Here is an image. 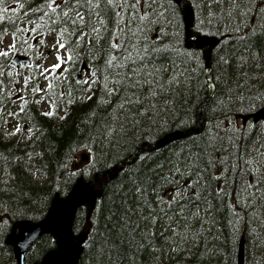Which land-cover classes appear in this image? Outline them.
Listing matches in <instances>:
<instances>
[{
  "label": "trees",
  "instance_id": "trees-1",
  "mask_svg": "<svg viewBox=\"0 0 264 264\" xmlns=\"http://www.w3.org/2000/svg\"><path fill=\"white\" fill-rule=\"evenodd\" d=\"M43 2L5 0L4 6L9 8L6 15L17 25L30 29L35 25L28 24L27 17L35 19L39 14L33 10ZM188 2L195 14L193 35L215 36L220 40L211 52L215 94L206 106L205 127L198 134L180 138L162 148L143 150L109 180L94 211H90L89 204L78 209L73 233L82 238L80 244L84 247L79 264H132L133 258L136 264H239V243L243 234L246 238L244 264H264V197L258 188L248 187L255 183L254 174L246 171L248 165L243 160L234 158L235 150L229 142L230 137L235 141L238 147L236 155H243L244 159L255 157L260 162L258 171L264 172V155H257V150L264 154V121L244 124L241 118H237L239 114L255 111L264 105L259 100L252 104L240 99L241 94L246 97L257 92L264 94V37L257 36L253 41L254 50L259 52V58L253 59L237 39L238 34L230 30L235 29L240 21L238 13L245 6V0H236L240 8H234L232 0ZM172 3L175 11H164V15L151 24L147 32L149 43L168 49L155 59V63L164 68L157 74L165 84L163 93L154 83L145 84L139 94L141 103H125L120 107L122 93L107 95L100 90L102 85L98 83L83 100L80 99L81 93L74 90L73 102L68 103L67 95L62 99L54 95V92H66L68 86L57 87V81L53 79V91L40 95L31 91V83L28 85L23 92L27 103L20 116L0 115V264H16L12 248L6 244L5 238L17 220L38 221L44 218L54 195L58 193L65 197L79 178L90 180L96 173L113 168L143 143H154L167 133L187 130L195 125L197 110L210 88L207 56L204 50L187 46L183 11L175 0ZM160 11L157 9V13ZM230 12L236 17L235 21L229 16ZM254 23L255 13L250 21V24ZM3 26L7 35L0 32V49L7 50L4 43L9 37L13 39V29L7 21ZM248 31L250 29H244V32ZM49 37L56 43V33H47L43 37L45 44L39 46L43 55ZM20 38L17 34L18 47ZM29 43L36 42L30 40ZM27 54L34 62L32 67L7 69L13 71V77L9 79L17 80V87L23 84L24 76L38 75L35 66L40 59L32 53ZM51 56L52 64L57 63L55 56ZM103 60L101 54L95 63L101 64ZM0 63H3V58H0ZM80 67L79 63L76 64L77 69ZM75 77L76 73H73ZM168 81L172 82L171 86ZM47 83L42 77L39 79L40 87L46 88ZM133 91L135 89H130L129 94ZM88 95L92 96L91 100L86 98ZM37 96L39 100L44 97L47 109L42 108L41 103H34ZM48 97H52V103L59 106L57 114L52 117L42 115L51 110ZM101 99L107 103H101ZM4 102L10 109L14 107L19 111V103L13 105L7 99ZM16 122L28 123L32 132L21 130L12 135ZM84 151L90 158L81 162ZM196 155L199 156L196 162L206 169L204 182L210 185L209 192L204 195L218 206L214 199L215 191L223 186L226 189L225 200L230 207L205 212V204L200 203L198 216H193L191 213L197 212V208L188 205L189 210L184 211L187 219L182 220L179 218L181 210L173 204L176 215L169 213L171 220L161 214L162 219L154 226L145 224L137 211L138 206L143 208V201L148 200L155 209H167L166 202L172 199L174 192L190 183L194 169H186L185 160L192 164ZM140 157L146 158L142 160ZM221 158L227 160L226 165L220 162ZM208 159L212 160L214 168L206 163ZM176 167L187 173L185 178L175 172ZM221 174L220 180L210 179L212 175ZM166 177L169 182H166ZM144 179H149L148 188L138 204L136 185L132 182ZM194 190L195 186L186 188L185 194L191 195ZM231 206L240 213L239 219L233 216ZM143 215H148L147 208H143ZM213 219L215 223L211 222ZM137 224L139 228L135 227ZM172 229H176L177 234ZM142 231L155 234L151 244L141 236ZM141 244L143 248L139 247ZM56 246L51 234L43 235L27 254V264L40 261ZM153 247L158 251H152Z\"/></svg>",
  "mask_w": 264,
  "mask_h": 264
},
{
  "label": "snow or ice",
  "instance_id": "snow-or-ice-1",
  "mask_svg": "<svg viewBox=\"0 0 264 264\" xmlns=\"http://www.w3.org/2000/svg\"><path fill=\"white\" fill-rule=\"evenodd\" d=\"M178 2V0H177ZM234 8H240V5L236 3V0H232ZM5 0H0V32L5 36L7 31L4 29V22L11 26L13 29L12 36L13 42L7 47V50L0 49V58H3V63H0V115L7 117H18L24 112V106L27 103V99L23 96V92L28 89V85H33L31 91L40 95L47 91H53L54 85L52 80L57 81V87L67 85L68 90L54 92V95L59 98H63L65 95L69 97L68 103L73 102V91H79L81 93L80 99L85 98V94L92 92L93 85L101 84V91L107 95L115 96L117 93H122L120 100V107H124V104L136 105L141 103L140 92L145 84H155L160 93L165 91V84L161 82V79L157 78V74L164 71L162 65H157L155 59L163 55L168 49L153 46V43H149L147 40V32L149 26L156 22L159 17L164 15V11L172 9L175 11L172 0H44V2L34 9V13H38L33 19L27 17L28 24H34L35 27L26 28L21 27L7 17L9 8L4 6ZM21 8L24 4L21 3ZM157 9L161 11L157 13ZM15 11V9H13ZM255 13V23L250 24ZM239 17L241 18L236 23L233 30L237 35V39L245 46V51L250 52L253 59L259 58V52L254 50L253 41L257 36L264 37V0H245V6L239 11ZM229 16L236 20V17L229 13ZM250 29L248 32H244V29ZM45 30H47L45 32ZM47 33H56V43L53 45L50 55H54L57 63L52 64L50 67H43V64H37L36 70L38 75H29L23 77V84L17 87L18 81L15 79H9L13 77V71H8V68L13 70L17 69L16 59L8 60L10 55L23 51L26 54L32 53L36 59H46L43 53L40 52L39 46L45 44L44 36ZM20 35L19 47L17 44L16 36ZM2 39V37H0ZM30 40L35 41V44L29 43ZM86 45V46H85ZM103 54L104 60L101 64H96L97 58ZM242 59H245L242 57ZM80 64V69L76 68V64ZM226 63V62H225ZM71 65V67H69ZM29 65H20L21 68L28 67ZM151 66V67H149ZM259 67V65H257ZM73 73H76V77L73 78ZM247 76V73H244ZM17 75H21L17 73ZM145 79H140L141 77ZM43 78L48 81L47 87L42 88L39 84V79ZM171 81H168V85L171 86ZM179 82L177 81V84ZM112 85L110 88L109 85ZM130 89L135 91L129 94ZM156 93H152L155 95ZM215 94V93H213ZM44 97L42 96V99ZM88 100L92 99L91 95L86 97ZM7 99L10 104H20L19 111L10 109L8 104L4 102ZM241 101L248 100L252 104H255L257 100L264 103V94H257L246 97L241 94ZM50 103L49 111L42 113L44 116L52 117L57 114L58 105L52 103V97H48ZM40 100H35L34 103L40 104ZM101 103H107L101 99ZM223 104V101H219ZM206 110V106H205ZM64 119L66 117H60ZM5 123L7 121L5 120ZM219 127V124L216 125ZM252 126L249 125V128ZM22 126L17 123L12 135L21 132ZM27 131L32 132V128L28 127ZM223 139L222 137H217ZM229 142L235 150L233 155L237 160H243L248 165L247 172L253 173V180L255 183H250L248 187L258 188L261 191L262 197H264V172H259L260 162L255 158L244 159L243 155H236L238 147L232 138H229ZM264 147V146H262ZM257 155H264L257 150ZM142 160L146 157H140ZM199 160V156L193 157V163L188 164L185 160L186 169H194L192 172V179L186 186H180L173 194L172 199L167 201L168 208L155 209L148 200L143 201V208L148 209V215H143V208H137V211L141 213V219L145 224H152L153 226L157 221L162 219L161 214L167 216L171 220L172 215H176L175 209L172 207L175 204L176 208L180 209L179 218L186 220L184 211L189 210L188 205H195L197 212L191 213L193 216L199 214V204L204 203V211H222L225 208L230 207L226 202V189L221 186L215 191L214 199L218 201V206L213 205L208 196L204 193L209 192L210 185L204 182V173L206 169L201 167L196 161ZM221 163L227 164L225 158H221ZM206 163L210 167H215L211 159H208ZM235 165L233 170H235ZM175 172L180 175L181 178H185L187 173L180 171L179 167L175 168ZM221 175H212L211 180L222 179ZM166 182H169V178H165ZM170 182L176 183L175 180ZM136 185L135 195L139 204L140 198L144 196L148 188L149 179H144L139 182L133 181ZM227 184V180H225ZM195 190L191 195L185 194L186 188H193ZM211 195V193H209ZM228 200L230 201V193ZM254 195V193H253ZM163 203V201H161ZM233 216L237 219L240 218V213L234 210ZM131 211V209H129ZM215 223V219L211 221ZM139 228V224L135 226ZM179 227V224H177ZM174 234L176 229H172ZM141 236L149 244L152 243L155 234L151 231H142ZM163 235V233H161ZM135 240V236L132 237ZM183 239V237H182ZM195 240V237H193ZM143 244L139 245L143 248ZM152 251H158L155 247ZM158 259V257H157ZM132 264H136L135 258H133Z\"/></svg>",
  "mask_w": 264,
  "mask_h": 264
},
{
  "label": "water",
  "instance_id": "water-1",
  "mask_svg": "<svg viewBox=\"0 0 264 264\" xmlns=\"http://www.w3.org/2000/svg\"><path fill=\"white\" fill-rule=\"evenodd\" d=\"M177 1V0H175ZM185 14L187 26V44L198 48H205L208 58L213 47L218 43L217 38L199 36L191 38V28L193 26V10L187 0H178ZM17 65L22 62H29L25 55L16 54ZM210 65V64H209ZM213 88L209 90L207 97L201 103L198 110L196 125L186 131H173L166 134L163 138L155 143H143L127 159L115 165L111 170H106L95 175L90 181L83 179L78 180L73 186L71 192L65 199L57 195L51 203L46 217L38 222L18 221L14 225V232L7 238V243L13 246L15 257L18 264H25V254L35 241L45 233H52L57 240L58 248L49 252L39 264H79L83 248L78 246L77 241L72 233L73 222L76 211L82 203L90 202L91 210L95 208L97 199L102 195L106 183L114 178L125 164L139 154L143 149H157L165 146L167 143L189 136L193 133H199L204 127V109L208 98L211 96ZM245 120L253 119L257 122L264 119V107L256 112L243 116ZM85 157V156H84ZM105 176V181L98 190H94L96 183ZM18 230V232H17ZM239 264H244L245 259V238L242 237L239 247Z\"/></svg>",
  "mask_w": 264,
  "mask_h": 264
},
{
  "label": "rangeland",
  "instance_id": "rangeland-1",
  "mask_svg": "<svg viewBox=\"0 0 264 264\" xmlns=\"http://www.w3.org/2000/svg\"><path fill=\"white\" fill-rule=\"evenodd\" d=\"M11 43H12V40L10 39V38H8L7 40H6V42L4 43V45H5V47H8L9 45H11ZM50 44V46H53L54 45V43L53 42H50L49 43ZM49 46V47H50ZM49 49V48H48ZM50 51L51 50H47V53H50ZM44 57H46V59H42V60H40V64L41 63H44L43 64V67H50L51 66V62H52V56H50V54H47V55H44ZM45 64H46V66H45Z\"/></svg>",
  "mask_w": 264,
  "mask_h": 264
},
{
  "label": "bare ground",
  "instance_id": "bare-ground-1",
  "mask_svg": "<svg viewBox=\"0 0 264 264\" xmlns=\"http://www.w3.org/2000/svg\"><path fill=\"white\" fill-rule=\"evenodd\" d=\"M44 48H45V47H44ZM248 55H249V54H248ZM70 66H71V65H70ZM201 102H202V101H201ZM61 106H62V105H61ZM67 108H68V107H67ZM198 110H199V108H198ZM198 110H197V117H198ZM205 112H206V110L204 109V124H206ZM164 133H165V132H164ZM188 146H189V145H188ZM84 153H87V154H88L87 151H84ZM124 160H125V159H124ZM124 160H123V161H124ZM119 163H120V162H119ZM117 164H118V163H117ZM117 164H116V165H117ZM114 166H115V165H114ZM121 170H122V169H121ZM121 170H120V171H121ZM120 171H118V172H120ZM160 174H161V173H160ZM116 176H117V175H116ZM116 176H115V177H116Z\"/></svg>",
  "mask_w": 264,
  "mask_h": 264
}]
</instances>
